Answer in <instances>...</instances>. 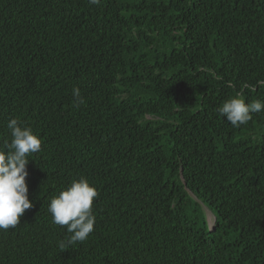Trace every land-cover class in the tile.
Listing matches in <instances>:
<instances>
[{"label":"trees","instance_id":"trees-1","mask_svg":"<svg viewBox=\"0 0 264 264\" xmlns=\"http://www.w3.org/2000/svg\"><path fill=\"white\" fill-rule=\"evenodd\" d=\"M237 93L264 102V0H0V144L13 117L42 139L0 264H264V111L233 127ZM81 176L94 231L62 251L48 204Z\"/></svg>","mask_w":264,"mask_h":264},{"label":"clouds","instance_id":"clouds-1","mask_svg":"<svg viewBox=\"0 0 264 264\" xmlns=\"http://www.w3.org/2000/svg\"><path fill=\"white\" fill-rule=\"evenodd\" d=\"M100 2L89 0L90 4L99 5ZM72 95L74 106L79 107L84 103L79 87L73 88ZM262 111L264 102L259 99L246 102L239 93L225 100L218 108L219 114L226 117L233 127L246 125L253 113ZM7 129L10 139L0 144V230L17 227L20 217L33 206L28 196L27 164L32 154L42 150L40 136L20 118L9 119ZM98 195L96 185L81 176L51 198L47 210L51 213L52 223L65 227L70 234L67 240L58 242L60 250L88 240L94 231L96 217L93 202Z\"/></svg>","mask_w":264,"mask_h":264},{"label":"rangeland","instance_id":"rangeland-1","mask_svg":"<svg viewBox=\"0 0 264 264\" xmlns=\"http://www.w3.org/2000/svg\"><path fill=\"white\" fill-rule=\"evenodd\" d=\"M202 210L204 209V207L201 208ZM208 222L209 226H212V223L214 221V217L210 214V212H206V218H205Z\"/></svg>","mask_w":264,"mask_h":264}]
</instances>
